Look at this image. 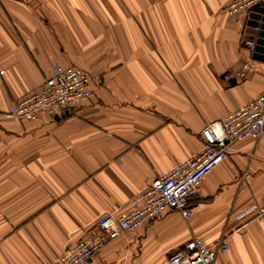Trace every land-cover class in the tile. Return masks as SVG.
<instances>
[{"label":"crops","instance_id":"crops-1","mask_svg":"<svg viewBox=\"0 0 264 264\" xmlns=\"http://www.w3.org/2000/svg\"><path fill=\"white\" fill-rule=\"evenodd\" d=\"M230 0H0V264H52L97 219L202 149V127L264 91L255 31ZM246 65V69L243 66ZM93 97L64 116H7L55 67ZM243 77H240L241 75ZM264 136L235 142L177 211L109 241L87 264H167L193 237L214 264H264Z\"/></svg>","mask_w":264,"mask_h":264},{"label":"built area","instance_id":"built-area-1","mask_svg":"<svg viewBox=\"0 0 264 264\" xmlns=\"http://www.w3.org/2000/svg\"><path fill=\"white\" fill-rule=\"evenodd\" d=\"M261 5L264 0H230L223 11L232 18ZM241 45L253 52L254 37L243 38ZM90 84V77L78 67H55L53 75L38 90L8 106L7 116L31 121L39 115H68L93 97ZM262 136L264 91L237 106L224 118L205 124L199 132L202 142L199 154L182 160L164 175L153 179L130 198L124 209L114 208L101 215L96 221L99 234L84 237L66 247L52 264H87L109 241L156 220L168 210L179 212L187 220L190 198L198 191L202 179L226 157L231 145L245 139L257 141ZM249 213L264 226V203L252 205L238 214L237 219ZM227 250L222 239L206 244L193 237L169 256L167 264H214L216 256Z\"/></svg>","mask_w":264,"mask_h":264},{"label":"water","instance_id":"water-1","mask_svg":"<svg viewBox=\"0 0 264 264\" xmlns=\"http://www.w3.org/2000/svg\"><path fill=\"white\" fill-rule=\"evenodd\" d=\"M246 25L255 31L252 59L264 62V5L251 9Z\"/></svg>","mask_w":264,"mask_h":264}]
</instances>
